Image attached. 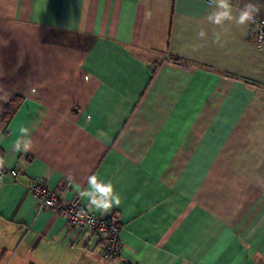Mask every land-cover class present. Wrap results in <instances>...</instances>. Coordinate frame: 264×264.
I'll return each mask as SVG.
<instances>
[{"label":"crops","instance_id":"crops-1","mask_svg":"<svg viewBox=\"0 0 264 264\" xmlns=\"http://www.w3.org/2000/svg\"><path fill=\"white\" fill-rule=\"evenodd\" d=\"M211 2L0 0V169L17 171L0 175V264H106L37 212L33 181L117 216L124 264H264V49L252 23L209 24ZM231 3L264 21V0ZM90 175L121 204L83 199Z\"/></svg>","mask_w":264,"mask_h":264},{"label":"built area","instance_id":"built-area-1","mask_svg":"<svg viewBox=\"0 0 264 264\" xmlns=\"http://www.w3.org/2000/svg\"><path fill=\"white\" fill-rule=\"evenodd\" d=\"M253 33L258 41V46L264 49V21L254 18ZM1 158V154H0ZM8 175L12 179L17 176L15 169H0V175ZM66 187L46 188L37 182H32L28 193L36 204L37 212L54 210L65 223L74 229L88 232L91 236L90 247L99 249V255L106 264H124L120 262L122 240L121 227L117 216L103 218L92 213L82 211L78 200L61 204L59 198Z\"/></svg>","mask_w":264,"mask_h":264},{"label":"clouds","instance_id":"clouds-1","mask_svg":"<svg viewBox=\"0 0 264 264\" xmlns=\"http://www.w3.org/2000/svg\"><path fill=\"white\" fill-rule=\"evenodd\" d=\"M212 11L207 15L206 19L209 24L223 27L227 22H235L237 25L246 26L254 21L255 15L259 12V7L253 3H246L239 10L238 15L233 14L231 0H212ZM216 36V43H219V35ZM201 39L207 37L204 30L198 32ZM19 136L14 142L13 148L15 151H27L31 147V140L26 138L29 135V130L25 127H20ZM5 161L0 159V167H3ZM88 188L80 193L81 197L90 202L92 207L97 210L108 211L114 205L121 204V196L116 192L111 181H101L97 175H90L87 178Z\"/></svg>","mask_w":264,"mask_h":264},{"label":"trees","instance_id":"trees-1","mask_svg":"<svg viewBox=\"0 0 264 264\" xmlns=\"http://www.w3.org/2000/svg\"><path fill=\"white\" fill-rule=\"evenodd\" d=\"M5 118V117H4Z\"/></svg>","mask_w":264,"mask_h":264}]
</instances>
